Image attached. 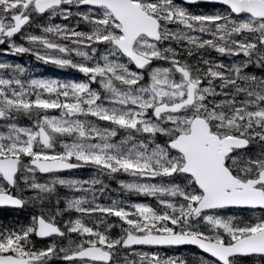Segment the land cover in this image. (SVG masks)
Listing matches in <instances>:
<instances>
[{
    "label": "snow or ice",
    "instance_id": "1",
    "mask_svg": "<svg viewBox=\"0 0 264 264\" xmlns=\"http://www.w3.org/2000/svg\"><path fill=\"white\" fill-rule=\"evenodd\" d=\"M200 2L224 10L195 14L184 6ZM45 15L78 22H49L37 26L39 34L29 32ZM79 22L89 30H77ZM17 35L25 43L18 44ZM185 42L187 48L179 47ZM4 44L7 54H30L88 79H24L22 65L0 62V121L6 129L0 131V207L43 206L54 199V210L42 207L29 225L0 229V264H191L183 257L136 253L137 245L198 246L212 259L195 264L264 260V217L236 223L219 214L229 208L264 212V75L247 71L259 65L264 73V0H0ZM208 49L244 59L228 66L181 59ZM154 61L167 66L153 67ZM50 109L61 110L60 116H49ZM20 115L33 118L32 125L20 126ZM120 131L125 137L117 142ZM85 166L101 176L128 174L134 179L121 187L156 197L163 210L143 203L129 210L121 201L102 206L96 203L105 190L99 177L54 175ZM37 174L53 178L40 183ZM175 177L184 186L166 182ZM58 186L82 195L67 198L61 210ZM29 191L34 195L25 198ZM70 211L98 216L91 226L82 218L64 221L62 230L57 217ZM109 216L122 221L116 238L109 235L116 227L106 222ZM32 235L68 243L37 249Z\"/></svg>",
    "mask_w": 264,
    "mask_h": 264
},
{
    "label": "rangeland",
    "instance_id": "2",
    "mask_svg": "<svg viewBox=\"0 0 264 264\" xmlns=\"http://www.w3.org/2000/svg\"><path fill=\"white\" fill-rule=\"evenodd\" d=\"M46 17H47V15H46ZM39 19H40V17L39 18H36L35 21H34V23L32 24V26H30V28H28V31L29 32H33V33L39 34V29L37 27L38 25H44L45 22H51L52 23L55 20H59L60 21V17L59 16L53 17L51 19V21H49V19L47 18L46 20L42 21V23L40 21H38ZM203 38L204 39H208V36L205 35ZM14 39L16 40V42L18 44L19 43H25L21 39V37L14 38ZM25 46H27V45L25 44ZM184 47H187V45H184ZM1 50H7V47L0 46V51ZM199 52H204V50L203 51H199ZM99 54L100 53H97V56H99ZM8 58H9V56L3 55V54L0 53V62H7V63L14 64V65L15 64H19V65H22L24 68L26 67V64L23 61H21V60H19V59H17V60L16 59L15 60H11V59H8ZM76 58H79V57H76ZM207 60H209V59L207 58ZM210 62L211 63H216L213 60H211ZM219 63L220 62H217L216 64H219ZM161 64H163V63H161ZM161 64H158V65H161ZM230 64H232V63L229 61L228 64L225 65V66H228ZM158 65H156V66H158ZM163 66H167V65L166 64H163ZM133 70H135V69H133ZM28 76L29 75L27 73H24L23 78L25 79ZM57 81H60L62 83H67V82H80V81H73V80H57ZM49 111L50 110L47 111V114L48 115H49ZM49 116H56V114L49 115ZM57 117H59V115ZM94 118L95 117H91V116L87 117V119H89L93 123L97 124L101 128L108 127L106 124L103 123V121H100V120H97V119H94ZM18 124L20 126H31V125H24V124H21V123H18ZM0 125H3V122L2 121H0ZM59 150L60 149L57 148V151H59ZM56 175L58 177H60V178H63V179H78V180H82V181L83 180H90V179L96 178V177H99V179L101 178L98 174L93 173L90 170H88L87 172H84V171L77 172V171H75V172H69V173H64V174L63 173H58ZM52 178H53V176L50 177V179H52ZM133 179H134L133 177H129L128 179L124 180V182H131ZM169 180H174L175 182H178V183H180V182H182V183L186 182V181L183 180L182 177L180 179V182H179L178 177H175V178H166V182L169 181ZM159 181H160V178H157L156 180H151V181H149V180H140L139 182H143V183H158ZM62 188H64V187H62ZM63 190L64 191H63L62 194H57L56 195V198L60 199L59 208L61 210L64 209V207H65V201H66L67 198H71L73 196H80V195H82V193H80V192H71V191H69L66 188H64ZM112 201H121V202H123L124 205H127L128 206V209L129 210H132L131 209V205H134V204H137V203H143L145 205L151 206L152 208L156 209L157 211H162L163 210L162 205H160L158 203V200H157L156 197L153 200L152 199L151 200L149 199L148 201H140L137 198L130 197V196L113 195L111 193V191H106V190H104L103 193H99V192L97 193L96 203H98V204H100L102 206H110ZM49 203L50 204H49L48 209H53L54 210V199L53 200H49ZM64 213L67 215L68 220L76 219V218H82V219H84L85 223H88L89 224V226H91V222L94 221V220H96L97 219V216H98V214H97V216H93V217H81V214H79L77 212L74 213V214L73 213H69V212H64ZM219 214L221 216H224V217H232V218H234V220H235L236 223H249V222L255 221L259 217H264V213H262V214H257V213H254V212L237 213V212H231V211H227V210L220 211ZM105 219H106V222L107 223L113 224V221H114L115 217L114 216H109V217H106ZM101 230L103 231V227L102 226H101ZM71 238L72 239H75V235H73ZM30 240H31L32 243H34L33 242V238H30ZM49 241H51V242H43V243H40V244H37V245H34V246L37 247V248H45V247H47L51 243H56L53 239H51ZM67 243H68V240L66 238H64V241L62 242V244L60 245V247H66L67 246ZM40 245L42 247H40ZM134 252H136V253L147 252V253L151 254V252L146 251V250H143V249H137ZM130 257H136L137 258L136 260H138V256L132 255ZM188 260L191 263L193 261L192 258H189ZM195 260H194V262H195Z\"/></svg>",
    "mask_w": 264,
    "mask_h": 264
},
{
    "label": "trees",
    "instance_id": "3",
    "mask_svg": "<svg viewBox=\"0 0 264 264\" xmlns=\"http://www.w3.org/2000/svg\"><path fill=\"white\" fill-rule=\"evenodd\" d=\"M44 69H48L49 68V65H47V64H43V66H42ZM55 69V71H59V69L58 68H54ZM41 74H44V72H41ZM27 193V192H26ZM260 264H264V261H261L260 262Z\"/></svg>",
    "mask_w": 264,
    "mask_h": 264
}]
</instances>
